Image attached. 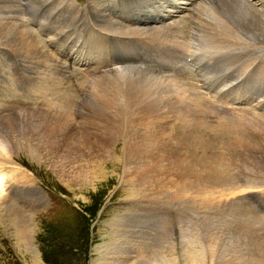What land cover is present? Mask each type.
<instances>
[{
    "label": "bare ground",
    "instance_id": "obj_1",
    "mask_svg": "<svg viewBox=\"0 0 264 264\" xmlns=\"http://www.w3.org/2000/svg\"><path fill=\"white\" fill-rule=\"evenodd\" d=\"M144 1L150 2V0H144ZM151 1H152V3H155V1H153V0H151ZM186 1L189 4L194 3L193 0H186ZM204 1L207 2L208 5H210L209 7H206L207 9H210L212 11V9L214 8L213 10H215L221 16V18H219V17H216V16H219L216 14L210 15V13H201L204 17L208 18L209 16H214L213 18H218L220 20V26L218 28H215V31L213 33L210 32L209 29L208 30L206 29V31L198 29L197 30V33H199L198 36L196 35V33H193V35L188 34L186 36L187 31L185 32L183 30V27H179L178 25L183 24L187 19H180V21L178 23L175 22V26L172 27V29L177 31L176 40H174L172 42H170L169 39H166L164 34L167 32H164L162 30L144 32L143 30H141V28L139 26L122 25L118 22H113V24L119 29V31H116L113 27H109V28H106L107 33H105L104 35L100 34L99 32H93L92 34L88 32V33H85L83 35V38L87 44V48L90 52H93V53L104 52V50H103V44L104 43H106V46L111 51H113V50L116 51L115 55L111 56L107 60H104L103 66L126 63L127 60H129V58H131V60L133 59L131 62L138 64V67H140V65L144 64V62L142 59V53L135 52L134 49L136 46H138V48L146 49L147 51H150V52L153 51L158 55V57L163 58V60H165L167 62H171V64L165 63V66L157 65L158 66L157 68L148 69L149 72H147L144 75H140V76L125 77V78L121 79V78H113V77H109L106 75H104V76L101 75L102 77H99L97 79L93 78V80L91 79L93 81V87L92 88L94 90H91L92 89L91 88L90 89L91 91H89V93L87 91L88 101H89V99L92 98V95L94 93H97L96 92L97 90L98 91H101V89L104 90L103 94L95 96V98H104V97L110 98L109 99V105L111 106V108L113 110L112 117L115 120V128L116 129L120 128V124L123 121H126L128 123H137V124H139L138 121H142L145 126L150 125V123L148 121L150 118L154 119L157 117H161L164 113L172 114L171 111L178 112L180 117H181V115L184 114L185 119H188L185 126H181V125L177 124V126H174L175 128L172 127L171 130H168L167 132L161 126H150L149 129H145L141 135H138L134 139H130V138L125 139L124 138L123 150H125V155H124L125 158H124V160H122L120 158L122 161H120L119 159H115L117 162L114 165H115V167H118V164H121V162H122L123 164H131V166H133V169H134L133 171H135V173H136L135 174V176H136L135 179H136V183H137L136 189L139 192H143V190H144V192H148L149 188L150 187L154 188L155 185L161 186L163 183V181H162L163 178L166 176H169V175H172V176L174 175L176 177V178H174L175 183L177 181H179L178 180L179 178H182V179L185 178L186 179L185 182H188V183L193 182V181H195V183H197L202 178H204V176H205V175H203V177H202L201 172L205 171L209 168H210V170L212 169L211 171H213V170L215 171L214 172L215 176L212 177V179L214 178V180H212L211 184H213V181H216L215 184H217V182L218 183L221 182L220 183L221 185L225 181H226L225 183H227V184L230 181V185H233L235 183V182L233 183V181H231L232 176L229 179L231 172H230V169L228 168V166L225 165V166H222V168L218 169L216 167V164H215L216 160L211 163L210 160H213L214 156H210L211 159L209 158V159H203V160L198 159L197 158L198 156L196 157L197 159H195V160H192L190 156H189L190 158H188V157L183 158L182 157V159L175 160L176 156L172 153L173 151L170 150L171 148H176L175 146L180 145V144H182L183 147L188 146L186 148L189 150L190 149L193 150V148L195 150H197V149H202V148L217 149L219 147H223L224 149L229 148L226 150L231 151L236 147L245 148L244 143L241 142L239 139H237L238 138L237 136L240 137L242 135V131L240 129L238 131V134L236 132H234V133L231 132V134L226 133L227 135H225V136H226V139L228 140V142H225L226 141L225 139H223V141L218 140L217 137H219V139H221L223 137V133H225L227 131L226 129H229V128L225 129V127H231L232 125H226L224 127V129L218 128V131L212 140H211L212 137L211 138L205 137L203 135V132L198 133V134L195 133V130H196L195 128L197 125V123L195 121V116H196V114L199 113V110L197 109L198 107L197 108L195 107L196 103H194L191 96H188V95L185 96L178 89L173 88V86L176 87V85L178 83H181L182 85L186 86L187 88H191L192 86H191L190 80H191V78H193V74L191 73L190 67H188V71H187L184 68H177L176 63L179 61H183L184 59L187 61L189 59L188 62L191 65V67L194 66L197 62L201 63L203 61L204 56H207L206 55L207 53H214L217 50L230 48L231 44L229 43V41L235 39L236 36L241 37V38H246V39H253V40L264 39V14L258 12L248 0H204ZM56 3L57 2H55V4ZM116 3H117L116 5L118 6V8L121 11H124L130 5V0H118ZM155 4H157V3H155ZM61 5L59 8H62ZM91 8L93 10L94 15L98 14V16L101 19L108 20L107 16L102 17V14H101V12H99V8L97 6H91ZM156 10H158V9L156 8ZM71 11H73V9ZM140 11L141 12H139L138 21H137L138 24L143 22V20L141 18L147 16L148 13L151 12L152 10L145 8V9H140ZM188 12H189V10H188ZM55 13H57V12L55 11ZM126 13L131 14L130 11H127ZM64 14H66V11ZM70 15H71V19H72L75 15L81 16V13L76 14V12L73 11ZM15 17H18V15H17V1L16 0H0V46L1 45L8 46V47L12 48L13 50H15L14 52L19 54V56H20V61L22 62L21 63L22 68L27 73L29 72L30 75H35V71L31 68H38L42 65V64H39L41 62H39L38 60L35 59L37 54H39V51L37 50V42L34 41L35 39L38 41L37 36H33L32 34L28 33V31L26 29L22 28L20 26V24L16 20H14ZM58 17H59V15H58ZM58 17H56V18H58ZM63 17H61V18L63 19ZM67 17L68 16H66V18ZM204 21L206 22L205 19H204ZM62 22L64 23V20ZM144 24H145V22H144ZM71 25L73 26V24H71ZM172 25H173V23H172ZM67 26H69V24L66 25L65 27H67ZM56 27L59 28L60 26H56ZM197 27H199V26H196V28ZM66 29L68 30V28H66ZM166 30H168V29H166ZM202 31H205L206 35L204 37H202L201 40L198 41V37L199 36L201 37V33H203ZM208 33H211V35H209L210 38L212 39L211 41H209L206 37ZM185 36H186V38H185ZM34 37H35V39H34ZM179 38H180V40H179ZM194 40H197V42L191 46L189 43H191ZM189 41H191V42H189ZM170 44H172V46ZM53 45H54V43H53ZM238 45H241V43H239ZM47 47L48 46H46L45 48H47ZM185 47H186V49H185ZM187 47H188V49H187ZM183 48H184V51L182 50ZM0 51H2V50H0ZM51 51L49 50V52H51ZM198 51H200V52L198 53ZM83 59L86 60V58H83ZM89 59L90 58H88L87 60H89ZM173 60H175V61H173ZM208 60L205 62L207 63ZM260 63L264 64V60H262ZM157 64H161V63H157ZM261 64H259L252 71V75L254 77H251V79L255 80V79L259 78V79H262L264 82V68L261 67ZM9 65L10 64H8L7 66H9ZM1 67H3V66H1ZM4 67H3V69H4ZM12 67H14V66H12ZM52 67H53V65H52ZM220 68L221 67H218L215 70V73ZM168 69H170V70H168ZM261 69H263V71H261ZM1 72H2V70H1ZM73 72L75 73L78 71H73ZM29 73H28V75H29ZM115 75H116V73H115ZM161 76H163V79H161ZM115 77H118V76H115ZM58 79H59V77H58ZM223 81H221V82H223ZM25 85H26V82L19 84V87H25ZM59 85H57V83H56L55 89L58 88ZM35 86L39 90L44 89L46 91V89H47L45 87L46 84H43V83L41 84V83L37 82V85H35ZM76 86L78 87V85H76ZM76 86L74 87V91L76 92V90H77V92H78L79 88H77ZM244 88L245 87L243 85L240 87V89H239L240 95L245 94ZM255 89H256V91H259L258 88H255ZM13 91H15V90H13ZM84 91H86V90H84ZM93 91H95V92H93ZM25 92H27V91H25ZM35 93H37V92H35ZM72 95H73L72 93H69V92L64 93L63 92L61 97H55V96H53V97H55V100H57L58 102L62 103L63 101H69L70 96H72ZM16 97H18V96H16ZM16 97H12L11 101L9 103H7L6 105H2L0 103V115L6 109H9V110L11 109V110L15 111V112H13V114H10L9 116H5L4 114H2L0 116V119H2V121H0V142L4 143L7 146V149L9 148L8 150H10L9 152L7 149H6L7 151L4 150V152H5L4 155L6 157L10 158V157H12L14 151H16L17 154H18V152H23L26 154L30 153L32 156V159H37V161H41L45 164H47V161H48L51 164L52 162L49 160L50 158L53 159V162H54V160L57 159L56 157L59 156V153L66 150L67 144L72 145V147H70L68 149L63 160H65L70 165L72 170L74 169V167L77 165L78 162L80 165L78 167V174L74 175V179L76 180V182L78 181V183L73 181V179L71 177H70V179L68 177L69 183L75 184L77 187H79L80 190L85 191L86 194L89 191L94 192L95 194L102 193L103 190L106 189L105 185H107L110 182V180H112V178H113V177L109 178L107 176L108 174H107L106 168H105L106 167L105 165L110 164V162H108L106 160V158L102 155L101 156L100 155L99 156L94 155V154L91 155L90 151H87V154H83V155H82V153H84V152L81 153L79 151L81 153L79 155H81V156L80 157L76 156L78 153V150L76 147L80 148L81 145L76 146L75 144H76V142H78L77 139L74 142V138L72 139L71 136H70V138H66L67 136L64 135L65 131L66 132L74 131L73 127L71 126V123H73V122H71V123L69 122L71 120V117L69 116L68 122H62V120L64 119V116H65L64 114H63L64 116H62V115L56 116L54 114V116L51 117L50 115L43 114V111H38L40 115H36L35 113H38V112L34 111V109H30V112L24 113L25 111H28V109L26 108L27 110H25V109L20 110L19 107H21V105H24V107H25V104L28 103L25 100H30L31 102H34L33 104H35V101H37L36 102V105H37V103H38L37 98L38 97H24V96L19 97V98H16ZM0 100H2V98H0ZM52 103L53 102L48 101V104L51 105ZM55 105H57V104H53L51 106L54 107ZM59 106L54 107L55 110L53 111V113H59L60 114L62 112ZM69 106H70V104H69ZM216 106H218V105H216ZM246 107H248V106H246ZM210 109H211V111L213 110L212 108H210ZM252 109L253 108H251V110ZM255 109H257V108H255ZM255 109H253L254 112L257 111ZM241 110H243V109H241ZM79 111L80 110H77V114H78V117L80 119L83 117V114L80 113ZM252 112L253 111H251L250 113H252ZM49 113H51V112H49ZM247 114H249V113H247ZM43 115L45 117L52 118L53 120L51 122L47 121L48 123H46L45 121H40V119H41L40 116H43ZM66 115H69V113L67 114V112H66ZM211 115L212 114L210 113V116ZM215 116L217 117V113ZM255 117L256 116H254V118ZM211 118H214V116ZM234 118L232 119L233 121H231L230 123L235 126ZM242 119L246 120V119H248V117L242 115L239 118L235 119V121L240 122V121H242ZM250 120H253V118H250ZM71 121H73V120H71ZM212 122H216L215 119ZM252 123L257 125L258 122L252 121ZM56 126L58 127V129ZM63 126H65L64 129L61 130L63 132H60V134L58 136H55V134H56L55 132L58 131L60 129V127H63ZM259 127H261V129L264 132V125L261 124V125H259ZM208 128H209L208 124H205L203 126V129H208ZM83 131H85V129ZM110 131H111V124H109L104 129L103 137L100 140L102 143L106 144V139L109 137ZM150 134H153L152 137H154V141H150V139H151ZM170 135L172 136V141H173L172 146H170ZM247 135H249V134H247ZM72 136H73V133H72ZM245 136H246V133H245ZM249 136L250 137L246 136L245 139L250 140L252 142H257V143H258V141H260V140L256 141L253 134H252V136L251 135H249ZM160 137H161V139H160ZM43 139H50V141L47 142L48 146L51 148H55V150H57L58 153L54 154L51 157H48L49 156V150L46 149L44 143H41V141ZM230 139L233 140L232 143L230 142ZM238 140H239V142H238ZM144 141H146L147 145H150L151 149H147L146 147L142 146V142H144ZM81 143H83V141ZM261 143H263V140ZM62 144H65V146H62ZM246 144L247 143H245V146H246ZM249 144H252V143H249ZM82 145L83 146L85 145L86 147H88V145H90V144L87 141H85ZM132 146H136V148H137L134 153L131 152V150H130ZM250 148H251V145H250ZM255 148L252 151H249L250 155H252V152L255 151ZM85 149L88 150V148H85ZM128 149L130 152H127ZM245 149L247 150L249 148H245ZM173 150H176V149H173ZM111 151H113V149L110 148V151L107 154L109 155ZM175 152L176 151H174V153ZM36 153H39L38 156L36 155ZM178 153H179V151H178ZM257 153H259V152H257ZM257 153L254 152V157L251 156L253 159V162L251 164H248L250 166L249 171L251 170L253 172L254 176L259 175L261 173V171L264 169V160H263L264 157L261 158V157L256 156ZM0 155H1V153H0ZM52 157H54V158H52ZM83 157H86L87 160L83 161ZM205 158H207V157L205 156ZM75 161H78V162H75ZM125 161H126V163H125ZM173 163L177 164V166H170ZM167 164L169 165V167L165 169L164 166ZM131 166L130 167L128 166L126 168L131 169L132 168ZM154 166H158V168L155 170ZM115 167L113 169H116ZM176 167H178L180 169V172L170 173L169 170H173ZM126 168H125V170H126ZM57 174H59L60 176L63 177L62 173L58 172ZM152 174L154 176H152ZM205 174L207 176V172ZM155 175L160 176L161 179L157 180ZM253 175H251V176H253ZM110 176H112V175H110ZM206 176H205V178H206ZM13 178L14 177H12L11 179H13ZM167 178L170 179L169 177H167ZM1 180H2V175L0 174V187H1ZM180 182H178V183H180ZM185 182H183V183H185ZM220 184H217V185L220 186ZM12 186L13 185L10 186V190L13 191V193H14V189L16 191L17 188H14ZM178 186L181 187L182 184L178 185ZM178 186H176V187H178ZM233 186H235V185H233ZM146 187L148 188L147 191L144 189ZM171 189H173V187ZM176 191L177 192L176 193L174 192V193L178 194L180 190H178V188H177ZM151 192L152 191H150V193ZM235 193H233V194H235ZM86 194H85V196H86ZM164 194L165 193H163V191L160 190L158 192V196H156L154 198L155 201L163 199L162 197ZM179 194H181V193H179ZM233 194H232V197H234ZM184 195H187V194L184 193ZM145 196H146V193H145ZM236 196H237V198H231L228 200L229 204L226 203L227 205H223V207L229 206V208H232L233 211H232L231 215L233 218L229 217V216H228V218L226 217V220H221V218H220V221H218L216 224L211 225V228L208 227L206 230L202 231V233L197 232L196 234H192V235L190 234L191 236H189V237L188 236L185 237L184 230L179 231V233L181 234L180 235L181 238L179 239L178 244L179 243L180 244L182 243V245L185 244V246H186L185 248H188V249H189V247L190 248L193 247V248H191L192 250H190V251H192L191 255L189 253H187L186 251L185 252L183 251L185 254L187 253L188 255H190V256H188V255L183 256V260L186 261L185 263H183L182 260L180 261L179 258H175V257H172V259L171 258L168 259L169 255L166 254V256H164V250L159 248L160 241L164 240L167 237L168 238L172 237V233L174 231V229L172 230V227L174 225L177 226L181 222V220L183 219L182 216H178L176 214H170V216H169L170 218H169L168 222L170 220H175V219L177 221H173L174 223L172 224V227L170 225L171 229L169 231H168V225L171 223H169V224H168V222L163 223L160 226L159 231L155 234H150V233L144 234V233L137 231L135 228L130 229L125 224L124 225H121L119 223H117L115 225L112 224L107 229V233L109 234V236H112V238L118 237V238H120V240L116 239L113 241L110 240L108 242H104V240H103L104 238H102L103 243L97 244L95 247L96 248L95 254L97 255V257H96V259L93 260L92 264H223L224 259L226 261H230L227 264H250V263H252V264H264V245H263V248L261 249L260 248V244H261L260 241L261 240H260V238L258 240L255 230L249 229L250 226H249V228H245V229H243L244 227L242 228V217H243V215L241 213L243 211H246V209H245V207H244L245 210H243V208H242L244 206L242 204V202H243L242 198H239L240 196L238 197L237 194H236ZM169 198H172V197H169ZM81 199L84 200L85 197L83 198V196H82ZM11 201H12V203H14L12 199H11ZM11 201L9 203H11ZM9 203H6V205ZM14 204L11 205L13 207H11L10 209L7 207L6 208L9 209V211H10V215H11L10 222H11V227L13 229L14 238H16V241H17V247L20 248V246L23 245L26 251H28L32 255H34V250L30 246L31 238H28L29 233L27 234L25 231V229H27L26 224H28L27 220L24 217L21 210L17 209ZM157 205L158 204L155 205V203H154V206L149 207L147 210L139 208V212H143V210H145L144 213H146V211H147L148 214L151 212H156L157 211V209H156ZM186 207H189V206H186ZM224 208H226V207H224ZM219 210H221V209H219ZM183 213H184L183 210L180 212H177V214H179V215L183 214ZM244 216H245V214H244ZM249 216H250V214H249ZM222 217H223V214H222ZM258 218H260V217H258ZM209 219L210 218H208V220ZM247 222H249V220ZM249 223H251V222H249ZM202 224H204V223H202ZM175 226H174V228H175ZM216 228H221V229L223 228L226 231V232L221 233V237H220V234L218 235L222 241L220 239H216L217 235L213 239V236L215 235V232L213 230L217 231ZM251 228H253V227H251ZM260 229H261V227H260ZM211 230H212V232H214L213 236L212 235L210 236V234L212 233ZM204 232H206V234L211 232L209 235L205 236L206 237L205 241H203V239H204L203 233ZM216 234H217V232H216ZM228 235H230L231 238H229V239L226 238ZM106 237H108V236H106ZM224 237H225V240L228 239V241L225 242L226 243L225 249L228 248L229 250L227 249V251L225 252V249L222 248V246H223L222 245L221 246L222 252L219 250V254L220 253L221 254L218 255L217 251H216L217 248L215 249V247L220 248V246H216V245L218 243L221 244V242L223 244ZM189 240H191V243H189ZM171 244H173V243H171ZM190 244H192V246H190ZM172 248H173V245H172ZM194 248H196V250H194ZM199 248H200V250H199ZM204 250L207 251V253L209 252L210 255H209V253L207 255L206 252L202 253ZM228 252L233 253V254L232 255L228 254ZM215 253L218 256V257L215 256V258L216 257L218 258L217 262H215L213 260ZM199 254H201V255H199ZM227 255H228V258H227ZM230 258H232V259H230ZM164 259H167V260L164 261ZM226 261L224 263H226ZM32 264H36V263L33 261Z\"/></svg>",
    "mask_w": 264,
    "mask_h": 264
},
{
    "label": "rangeland",
    "instance_id": "obj_2",
    "mask_svg": "<svg viewBox=\"0 0 264 264\" xmlns=\"http://www.w3.org/2000/svg\"><path fill=\"white\" fill-rule=\"evenodd\" d=\"M59 1L60 0H54L53 2V7L55 9L53 8L52 10L54 12L61 5ZM62 1L65 3L68 0H62ZM78 1L79 2L73 0L74 4L77 7H80L82 9L80 4L85 3V0L84 1L78 0ZM155 1L164 2L163 0H155ZM248 1L253 5V7L258 12L264 14V0H248ZM55 2H57L56 3L57 5L55 4ZM87 2H93V0H86V3ZM177 2H183V0H178ZM164 3H167V2H164ZM181 5H184V4H181ZM199 6L201 8L200 13H210V15H213V14L218 15L217 12L213 10L214 8L211 11L210 9H207L206 6H202V5H199ZM61 7H62L61 9H63L64 4H62ZM167 8L170 9L171 11L174 10L173 7L171 9L169 6H167ZM72 9L73 8H69L67 10L68 12L66 11V14H64L65 11H63L64 13L61 12L62 14L59 13L60 10L57 11V13H54L55 14L54 16L56 18L59 15V17L56 18L55 20H57L58 22H62L64 20V23L66 22L69 23L68 21L71 19L70 14L73 12L71 11ZM177 15L178 16L174 18L164 17L161 19L162 21L160 23L161 24L173 23V19L175 20L179 19L178 20L179 22L180 18H182L183 15H187V14L180 13ZM60 16L61 17L64 16L63 19ZM66 16L68 17L66 18ZM196 19L197 18H193L192 21L194 20V22H196ZM204 19L206 20V17H204ZM214 24H216V22H214ZM185 25H186V29L190 27V24L187 22L185 23ZM68 29L69 31L67 32H70V27H68ZM198 29L199 27H197V29L195 30V33L197 36L199 34L197 33ZM65 30L67 29L65 28ZM188 34L193 35V33H187L186 36ZM34 41L38 42L36 39ZM45 47H43V49H45ZM47 48H49V50L51 51V48L49 46ZM0 50H2L0 51L1 54L5 51V53L9 54L10 56H14L15 50H13L12 48L8 46L1 45ZM49 53H52V51ZM53 58H54V55H53ZM38 61L41 62L39 64H42V66L35 69L36 70L35 75L39 74L41 76L42 75L41 72L45 69L44 66L46 64L45 63L46 61L42 58H39ZM7 65L8 64L1 65L0 63V72L2 70L1 73L13 72L14 70L22 69L20 66H17V65H13L14 67H12L11 65L9 66ZM1 66L3 67L5 66L4 69ZM81 72H80L81 75L85 77V79H87L86 77L87 72H85L84 70H81ZM23 74L26 77L29 76L24 70H23ZM113 74H115V72H113ZM102 76L99 75V77H102ZM58 80L60 81V82L58 81L60 85L58 84L59 86L56 89L58 90L59 89L65 90V88L73 89L72 93H75L74 87L79 84V81L75 79H66L61 76H59ZM92 80L90 82L91 87H93ZM45 87L47 88V85ZM55 87H56V84H55ZM77 88H80V86H78ZM83 88L81 90L83 91L86 90L85 88L84 89ZM91 90H94V89L92 88ZM91 90H88V93ZM8 91H11V93ZM8 91L0 92V97L2 98V100H0V103L2 105H6L7 103L11 101V99L9 100V102L5 101V99H8V97H16V96L18 97H23V96L24 97H39L40 96V97H47L48 99L55 98V97L53 98L50 97V95L43 94V91H45L44 89L33 90L32 92H25L26 90L22 91V90H18L10 86L8 87ZM96 92L97 93H94L92 95V98L89 99V101H88V93L86 95V98H83L79 101L80 107L78 108V110H80L79 112L83 114V117L80 119L78 115L76 116L71 113L72 109L71 108L69 109V107L71 106V103H68V106L69 104L70 106L67 109L66 103L68 101H63L62 103L64 104H61V105L57 104L54 106V107L56 106L58 107L60 105L59 107L62 111L60 114L53 113V111H50V110H40V111H43V114L50 115L51 117H53L54 114L56 116L65 115L62 122H68L69 116L71 117V120L73 121L70 120L69 122L70 123L73 122L71 123V126L73 127L74 131H68V132L65 131L64 135L67 136L66 138H70V136L72 139L74 138V142L77 139L78 142H76L75 144L76 146L81 145L80 148L76 147L78 150V153L76 156L80 157L81 155L79 154H81L82 152H84L82 153L83 155V154H87V151H90L91 155L92 154L98 155V156L102 155L106 158L108 162H110V164L105 165L106 166L105 168L108 174L107 176L109 178H112V177L113 178L112 180H110V182L107 185H105L106 189H104L102 193L95 194L94 192L89 191L86 194L85 191L80 190L79 187H77L75 184L69 183L68 180L70 179V177L73 179V181L76 182V180L74 179V175L78 174V167L80 165L78 161H75L78 163L72 170L70 165L65 160H63L68 149L72 147V145L67 144L66 150L59 153V156L56 157L57 159L54 160V162H53V159L50 158L49 160L52 163L50 164V162L47 161V164H48L47 165L41 161H37V159H32V156L30 153L26 154V153L17 151L18 152L17 154L16 151H14L12 157L10 158L6 157L4 155L5 154L4 150L7 149V146L4 143L0 142L1 144L0 145V153H1L0 155V174L2 175V180H3V181L1 180V187H0V264H32L33 261L36 264H92L93 260L96 259L97 257V255L95 254V251H96L95 247L97 244L103 243V240L104 242H108L110 240L113 241L116 239L120 240V238L118 237L112 238V236H109V234L107 233V229L112 224L113 225L117 223L121 225L125 224L130 229L135 228L137 231L141 233L155 234L159 231V228L163 223L168 222L170 218L169 217L170 214H176L178 216H182L183 219L177 226L174 225L175 228L174 226L172 227V224L174 223L173 221H177L176 219L170 220L168 222V224L171 223L168 225V231L171 229V227H172V230L174 229L172 233V237L170 238L167 237L164 240L160 241L159 248L164 250V256H166V254L169 255L168 259L170 258L172 259V257H175V258H179L180 261L182 260L183 263H185L186 261L183 260V256L188 255L187 253L191 255L192 251L190 250H192L191 248L193 247L191 248L189 247L188 249V248H185L186 247L185 244L183 245L182 243L178 244L179 239L181 238L180 237L181 234L179 233V231L184 230L185 237L187 236L189 237L192 234H196L197 232L202 233V231L206 230L208 227L211 228L212 224H216L218 221H220V218L221 220H226V217L227 218L228 216L232 217L231 215L233 211L232 208H229V206H224L226 207L224 208L223 205L229 204L228 203L229 199L237 198L236 194L238 195V197L240 196L239 198H242L243 200V202L241 201L242 204L244 205L242 207L243 210L246 209V211L242 210L243 212L241 213L243 215L242 228L244 227L243 229H245V228H249L250 226L249 229L255 230L258 240L259 238L261 240L260 248L261 249L263 248V245H264V169L261 171L259 175H255V176L253 175V172L251 170L249 171L250 166L248 164H251L253 162L252 157H254V152H255L253 151L252 155L249 154V151H252L255 148V145L253 143L249 144L251 142H248L247 143L248 145L247 144L246 146L244 145L245 148H249L247 150L245 148L236 147L233 150L228 151L226 149H229V148L224 149L223 147H219L217 149L202 148V149H197L198 150L197 151L194 148L193 150L191 149L189 150L186 148L188 146L183 147L182 144L176 145L175 146L176 148L170 149L173 151L171 152L176 156L175 160L182 159V157L183 158L191 157L192 160H195L197 158L203 160V159H209L210 156H214V159L210 160L211 163L216 160L215 164L218 169L222 168V166H225V165L228 166L231 172L229 179L232 176L231 181H233V183L235 182L233 184L235 186L230 185V181L228 182V184L225 183L226 182L225 181L222 185L220 184L221 182L220 183L217 182V184H220V186L215 184L216 181H213V184H211L212 180H214V178L212 179V177L215 176L214 174L215 171L214 170L211 171L212 169L210 170L209 168L201 172L202 177L203 175L206 176L205 173L207 172L206 178L204 176V178H202L197 183H195V181L190 182V183L185 182L186 180L185 178L183 179L179 178L178 179L179 181L175 183L174 178L176 177L174 175L173 176L169 175L163 178L162 180L163 183L161 186L155 185L154 188L150 187L149 190L146 187L144 189L146 191L148 190V192H144V190L143 192H139L136 189L137 188V183L135 179L136 173L135 171H133L134 170L133 166H131V164H123L122 162L121 164H118V167H115L114 165L117 162L115 159H119L120 161H122L125 158L124 156L125 150H123L124 138L134 139L138 135H141L145 129H149L150 126H161L167 132L168 130H171L172 127L177 126V124L181 126H185L188 119H185L184 114L181 115L180 117L178 112L171 111L172 114L164 113L161 117H157L154 119L150 118L148 120L150 125L145 126L142 121H138L139 124L128 123L126 121H123L120 124V128L116 129L115 120L112 117L113 110L111 106L109 105L110 98H105V97L95 98V96L103 94L104 90L101 89V91L97 90ZM228 99L231 102H233L232 97H229ZM25 101L28 102L30 100H25ZM36 102L37 101H35V104H33L34 102H31V103L32 105L36 106ZM26 106L28 105H25V107ZM235 106H239L240 109H238V107L234 108L232 103H229V106H225V108L223 109L224 113L223 112L220 113L223 115L224 119L227 118L228 112H231V113H234L237 111L239 112L241 111V109L249 113V114L246 113L245 115L246 117H249V118L257 116L258 112H261V109L259 110V107H256L257 109H255L254 107L250 106L251 108L257 110L254 112V110L253 109L251 110L249 106L248 107L241 106L240 103L237 104V102ZM21 107H22L21 110L28 109V108L26 109L23 105H21ZM210 108H212L214 111L213 110L211 111ZM210 108H208V110L206 109L207 111L212 112L211 113L212 115L208 116L209 122L215 123V122H212L214 119L215 121L217 120V117L215 116L216 115L215 111L220 110L221 106L214 105ZM10 110L6 109L3 111L2 114H4L5 116H9L10 114H13V112H15L13 110L11 111ZM34 111H37V110L34 109ZM65 111L67 112V114L69 113V115H66ZM251 111H253L252 112L253 114L250 113ZM28 112H30V109H28V111H25L24 113H28ZM49 112H51L53 115ZM35 114L40 115L39 112ZM197 115H199V113ZM213 116L214 118H211ZM40 118H39L40 121H45L46 123H48L49 121L51 122L53 120L52 118L45 117L44 115L40 116ZM0 121H2V119H0ZM234 122H236L235 118H234ZM109 124H111V131H110L109 137L106 139V144H104L100 140L103 137L104 129ZM64 127L65 126L60 127V129L58 130L59 132L58 131L55 132L56 133L55 136H58L60 132H63L61 130L64 129ZM226 128H229L230 130ZM84 129L85 131H83ZM225 129L227 131L223 133V137L221 139L217 137L218 140L223 141V139H225L226 140L225 142H228L225 136L227 135L226 133L231 134V132L232 133L236 132L238 134V131H239V128H236L234 126L225 127ZM203 130L204 132H206L208 129H203ZM217 131H218V128H216L215 130H210V132L208 133L203 132V135L209 138L212 137L211 138L212 140L214 136L216 135ZM72 133H73V136H72ZM152 135L153 134H150V137H151L150 141H154V137H152ZM246 136L250 137L249 135H247V133H246ZM253 136L256 139V141L260 140L262 142V140L259 139L256 135L253 134ZM49 141L50 139H43L41 143H44L46 149L49 150L48 157H51L54 154H57L58 152L57 150H55V148H51L48 146L47 142ZM82 141L83 143L87 141L90 145H88V147L84 145L85 146L84 147L82 145L83 143H81ZM260 141H258L259 144L261 143ZM230 142L232 143L233 140L230 139ZM263 143H264V139H263ZM172 144H173L172 136L170 135V146H172ZM250 145H251V148H250ZM62 146H65V144H62ZM142 146L146 147L147 149H151L150 145L146 144V141L142 142ZM85 148H88V150H86ZM110 148L113 149V151H111L110 154L108 155L107 153H109ZM136 149H137L136 146H132L130 150L131 152L134 153ZM173 149H176V150H173ZM177 150L179 151L180 154L178 153ZM9 151L10 150H8V152ZM174 151L176 152L174 153ZM127 152H130L129 149L127 150ZM38 154L39 153H36L37 156ZM205 156L207 158H205ZM256 156L261 157V158L264 157V147L261 149V151H259V153L256 154ZM84 160H87V158L83 157V161ZM128 166L129 167L131 166L132 170L126 168ZM170 166H177V164L173 163ZM114 167L116 169H113ZM168 167H169L168 164L164 166L165 169ZM157 168L158 166H154L155 170ZM169 171L170 173H173V172L178 173L180 172V169L176 167L175 169L169 170ZM58 172L62 173L63 177L57 174ZM152 176L154 175L152 174ZM12 177L14 178L11 179ZM155 177L157 180L161 179L160 176L155 175ZM167 177H169L171 180L168 179ZM76 183H78V181ZM181 184H182L181 187L178 186ZM11 185H13L12 187L17 188L16 191L14 189V193L13 191L10 190ZM172 187L173 189H171ZM177 188L178 190H180L179 193L181 194L179 193L175 194L177 192L176 191ZM160 190H162L163 193H165L162 197L163 199L155 201L154 198L158 196V192ZM150 191L152 192L150 193ZM145 193H146V196H145ZM184 193H186L189 197L187 195H184ZM232 194L234 197H232ZM82 196L83 198L85 197L84 200L81 199ZM169 197H172V198H169ZM11 199L13 200L15 204L12 203ZM10 201L11 203H9ZM6 203H9V204L6 205ZM154 203L155 205L158 204L156 206V209H157L156 212H151L149 214L147 213V211L146 213H144L145 210H143V212H139V208L147 210L149 207L154 206ZM12 204H14L17 209L21 210V212L23 213L24 217L27 220L28 224H26L27 229H25V231L27 234L29 233L28 238H31L30 246L34 250V255L26 251L23 245L20 246V248L17 247V241H16V238H14L13 229L11 227V222H10L11 215H10L9 209L13 207L11 206ZM186 206H189V207H186ZM6 207L9 209H7ZM219 209H221L222 211ZM182 210L184 211L183 214H180V215L177 214V212H180ZM222 214H223V217H222ZM208 218H210L211 220L210 219L208 220ZM246 220L247 221L249 220V222L251 223L247 222ZM216 229L217 231L213 230L215 232V235H214V232H212V230H211L212 233L209 232L208 234H206V232H204L203 241H205V238H206L205 236L209 235L210 233H211L210 236L214 235L213 239L217 235L216 239L221 240L220 238L221 233L226 232V231L223 228L222 229L216 228ZM219 234H220V237L218 236ZM229 236L230 235H228L226 238L228 239L231 238V236L230 237ZM102 238L104 239L102 240ZM228 239L225 240V237H224L223 244L221 242V244L218 243L216 245V246H220V248L215 247V249L217 248L216 251L218 255L221 254V253L219 254V250L222 252L221 249L222 248L225 249V246H226L225 242L228 241ZM189 243H191V240H189ZM172 245H173V248H172ZM190 246H192V244H190ZM227 249H225V252L227 251ZM194 250H196V248H194ZM183 251L184 252L186 251L187 253L185 254ZM205 252L208 255L209 252L207 253V251L205 250L202 253H205ZM217 254L216 253L214 254L213 260L215 262L218 261ZM228 254L232 255L233 253L228 252ZM215 256L217 257L215 258ZM227 258H228V255H227ZM166 260L167 259H164V261ZM225 261L226 260L224 259L223 264H227L230 262V261H226V263H224Z\"/></svg>",
    "mask_w": 264,
    "mask_h": 264
}]
</instances>
